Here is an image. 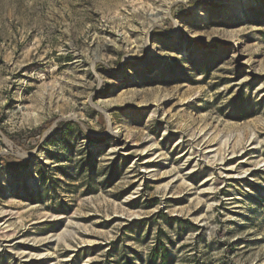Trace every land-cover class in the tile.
I'll return each instance as SVG.
<instances>
[{
  "label": "rangeland",
  "instance_id": "rangeland-1",
  "mask_svg": "<svg viewBox=\"0 0 264 264\" xmlns=\"http://www.w3.org/2000/svg\"><path fill=\"white\" fill-rule=\"evenodd\" d=\"M261 161L264 0H0V264H264Z\"/></svg>",
  "mask_w": 264,
  "mask_h": 264
},
{
  "label": "bare ground",
  "instance_id": "bare-ground-1",
  "mask_svg": "<svg viewBox=\"0 0 264 264\" xmlns=\"http://www.w3.org/2000/svg\"><path fill=\"white\" fill-rule=\"evenodd\" d=\"M209 147V146H208ZM207 148V147H206ZM208 149V148H207ZM209 153H212L211 152V150H209L208 151ZM215 153V152H214ZM215 156V155H214ZM191 158V157H190ZM263 166L264 165V161H261V162H259L258 164H257V166ZM228 170V169H227ZM252 169L250 168V169H245L243 172H233L232 171V169L231 168H229V170L228 171H226V172H222V174H223V177L225 178V179H234V178H244V177H246V176H249L251 173H250V171H251ZM226 184V183H225ZM8 226V225H7ZM11 235H12V233H10Z\"/></svg>",
  "mask_w": 264,
  "mask_h": 264
},
{
  "label": "trees",
  "instance_id": "trees-1",
  "mask_svg": "<svg viewBox=\"0 0 264 264\" xmlns=\"http://www.w3.org/2000/svg\"><path fill=\"white\" fill-rule=\"evenodd\" d=\"M191 1H192V0H191ZM208 1H209V0H208ZM44 130H45V126H39V127H37L36 129L31 130L29 133L32 134L34 138H39V137H41V135H42V133H43ZM159 248H160V246H159V247L157 246V247L154 249V252L157 253V251L160 250ZM161 252H162V256H161V258H162L163 261H164L166 255H165V253H164V250L161 251Z\"/></svg>",
  "mask_w": 264,
  "mask_h": 264
}]
</instances>
